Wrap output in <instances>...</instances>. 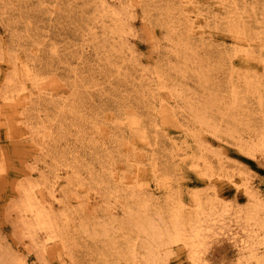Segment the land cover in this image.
<instances>
[{
  "label": "rangeland",
  "instance_id": "rangeland-1",
  "mask_svg": "<svg viewBox=\"0 0 264 264\" xmlns=\"http://www.w3.org/2000/svg\"><path fill=\"white\" fill-rule=\"evenodd\" d=\"M263 59L264 0H0V264H195L182 245L146 261L136 222L197 199L199 262L243 264L239 236L264 235V86L227 95ZM29 191L55 232L29 227Z\"/></svg>",
  "mask_w": 264,
  "mask_h": 264
},
{
  "label": "bare ground",
  "instance_id": "bare-ground-1",
  "mask_svg": "<svg viewBox=\"0 0 264 264\" xmlns=\"http://www.w3.org/2000/svg\"><path fill=\"white\" fill-rule=\"evenodd\" d=\"M233 1V0H232ZM106 3V2H105ZM102 5H103V2H102ZM104 9V8H103ZM102 9V10H103ZM236 9V8H235ZM113 11V10H111ZM102 12V11H101ZM104 12V11H103ZM112 13V12H111ZM114 14H115V11H114ZM119 14V13H118ZM116 14V15H118ZM114 15L112 14V17ZM120 16V15H119ZM109 17V16H108ZM118 17V16H116ZM114 17V18H116ZM100 19V18H99ZM120 21V20H119ZM109 22V21H108ZM111 22V21H110ZM109 22V23H110ZM230 22V21H229ZM120 23V22H119ZM219 23V22H218ZM238 23V22H237ZM241 24V22H240ZM103 25V23H102ZM121 25V24H120ZM114 26V25H113ZM122 26V25H121ZM189 26V25H188ZM240 26V25H239ZM227 27V26H225ZM230 27V26H229ZM228 27V28H229ZM234 27V25H233ZM116 28V27H115ZM120 28V27H119ZM123 28V27H121ZM240 28V27H239ZM231 29V28H230ZM235 30H237L238 32H240L238 30V28H234ZM229 30V29H228ZM232 30V29H231ZM120 31V30H119ZM80 32V31H79ZM89 32V31H88ZM109 32V31H108ZM117 32V31H116ZM229 32L231 33V31L229 30ZM236 32V31H235ZM118 33V32H117ZM232 33H233V30H232ZM85 34V33H83ZM89 34V33H88ZM123 34V32H122ZM117 35V34H116ZM120 35V33L118 34ZM236 35V33H235ZM238 35H240L238 33ZM83 36V35H82ZM87 36V34H86ZM115 36V35H114ZM84 37V36H83ZM246 37V36H245ZM89 38V37H88ZM254 38V36H253ZM82 39V38H81ZM86 43V42H85ZM186 43V42H185ZM182 44V43H181ZM184 44V43H183ZM179 45V44H178ZM185 45V44H184ZM182 47V46H181ZM179 49V48H177ZM176 49V50H177ZM185 49V48H183ZM185 52L188 51V50H184ZM239 53H241L243 50H238ZM247 53H246V52ZM244 51V54L245 55H248L250 51H247L245 49ZM253 51V50H252ZM189 52V51H188ZM235 50L232 52L234 54ZM243 53V52H242ZM186 54V53H185ZM236 55L238 54V52L235 53ZM190 55V54H189ZM224 55V54H223ZM226 55V54H225ZM230 55V54H229ZM227 55V56H229ZM235 55V56H236ZM186 56V55H185ZM226 56V57H227ZM232 56V55H231ZM234 56V55H233ZM251 56V55H250ZM191 57V55H190ZM256 57V56H255ZM261 57V56H260ZM188 58V57H187ZM219 58V57H218ZM234 58V57H233ZM262 58V57H261ZM192 59V58H191ZM223 59V58H222ZM232 59V58H231ZM225 60V59H224ZM227 60V59H226ZM225 60V61H226ZM264 60V59H263ZM189 61V60H188ZM198 61V60H197ZM183 62V61H182ZM219 62L222 63V60H220ZM190 63V62H188ZM208 63V62H207ZM206 63V64H207ZM230 63V62H229ZM223 64V63H222ZM231 64V63H230ZM186 65V64H185ZM221 65V64H219ZM227 66V65H226ZM186 67V66H185ZM217 67V66H216ZM219 67V66H218ZM225 67V66H223ZM210 68V67H209ZM207 69V68H206ZM223 69V68H222ZM225 69V68H224ZM210 70V69H209ZM226 71V70H225ZM179 72V71H178ZM190 72V71H189ZM222 72V71H221ZM224 72V71H223ZM207 73V72H206ZM30 74V73H29ZM201 74V73H200ZM209 74V73H208ZM230 75V73H229ZM209 76V75H207ZM226 76V75H225ZM29 77V76H28ZM203 77V75H202ZM230 78L232 77V75L229 76ZM230 78H227L226 80L230 79ZM232 80H235L233 78H231ZM198 80V79H197ZM230 81L229 82V91H228V98H229V101H228V106H229V109H235V107L237 105L240 104V102L242 103L243 101V97H245L247 94L250 95V93H256L258 97L259 96V88H261V85L264 86V81H261L257 84H252L251 81L247 80V79H244V80H237V81ZM166 81V80H165ZM200 82V81H199ZM210 82V80H209ZM217 82V81H216ZM39 83V82H38ZM228 83V82H227ZM251 85H254V86H251ZM217 86V85H216ZM224 86V85H223ZM181 87V86H179ZM227 88V87H226ZM263 88V87H262ZM45 89V88H44ZM184 89V88H183ZM188 89V88H187ZM222 89V88H221ZM22 90V88H21ZM174 91V90H173ZM44 92V91H43ZM175 94H176V91H174ZM189 92V91H188ZM42 93V91H41ZM39 93V94H41ZM211 93V92H210ZM44 95V93H42ZM180 94V93H179ZM220 94V93H219ZM214 95V94H213ZM247 95V96H248ZM208 96H211V95H208ZM224 96V95H223ZM256 96V97H257ZM27 97V96H26ZM254 97V95H253ZM11 102L15 101L14 99V96H10L9 97ZM212 98H215V97H212ZM261 98V97H260ZM25 99V98H24ZM200 99V98H199ZM205 99V98H204ZM221 99V98H220ZM10 102V103H11ZM183 102V101H182ZM222 102V100L220 101ZM245 103V102H244ZM199 105V103H198ZM220 105V104H219ZM248 105V104H246ZM196 106V105H195ZM59 107V106H58ZM200 107V106H198ZM238 107V106H237ZM186 110V109H185ZM225 110V109H224ZM216 111V110H215ZM227 111H230L227 109ZM238 111V110H237ZM193 112V111H192ZM236 112V111H234ZM244 113V112H243ZM210 114V113H209ZM226 114V113H225ZM261 114V113H260ZM192 115V114H191ZM227 115V114H226ZM246 116V115H245ZM260 116V115H259ZM197 121H199L200 123L204 120L202 117L198 116L196 117ZM195 119V120H196ZM214 119V118H213ZM244 119V118H243ZM194 120V119H193ZM222 120V119H221ZM224 120V119H223ZM233 120V119H232ZM215 121V120H214ZM225 121V120H224ZM194 122V121H193ZM210 122V121H209ZM134 123V122H133ZM206 123V122H205ZM212 123V122H211ZM202 126H206L207 124H203L201 123ZM199 124V125H201ZM219 124V123H218ZM222 124V123H221ZM262 124V123H261ZM227 125V124H226ZM208 126V125H207ZM212 126V124H211ZM219 126V125H218ZM200 129H202L200 126H199ZM249 128V127H248ZM218 130H219V127H218ZM215 131V130H214ZM217 131V130H216ZM228 133V132H227ZM257 134V133H256ZM214 135V134H213ZM216 135V134H215ZM222 135V134H221ZM220 136V135H219ZM42 138V137H41ZM44 138V137H43ZM42 143H44V139H42ZM259 143L257 146H254V149H256V147L258 148H262L264 150V134L263 133H260V136L258 137V142ZM242 145V144H241ZM248 146V145H247ZM246 150V149H244ZM250 150V149H249ZM251 152V151H250ZM250 152H248V154H250ZM195 166H199L198 164H195ZM139 168H134L132 170V175L129 177L130 179H133L135 178L136 181L137 179H139L140 177V172H139ZM202 171V174L206 177L207 181H212V180H221V179H226L229 180L231 177L228 175V172L225 171V170H222L220 169V173L218 174H214V173H209V174H206V173H203V169H201ZM229 174H232V173H229ZM233 175V174H232ZM235 179V177H233ZM232 178V179H233ZM127 180L126 182H123V186H127L129 184V182L131 180ZM230 181V180H229ZM233 180H231L232 182ZM236 181V180H235ZM243 181V180H242ZM132 182V181H131ZM238 182V181H237ZM246 185V183H249L247 182L246 180L244 181ZM212 183V182H211ZM133 184H135V182H133ZM243 184L241 186H243ZM238 185V183H237ZM239 186V185H238ZM131 187V186H130ZM129 190H131L130 188H128ZM251 190L250 187L246 186L244 187L243 190ZM134 190V188L132 189ZM248 190V191H249ZM254 190V189H253ZM246 191V192H248ZM131 192V191H129ZM249 199L252 201L253 200H258L256 197V194H251L252 190L249 191ZM132 193V192H131ZM27 195V196H26ZM26 201H25V204H24V208L22 210V213H23V216L26 217V218H32L33 222L29 225L30 228H32L33 230H40L42 231L43 233L45 232L46 233H49V232H52L53 231V228L55 226V219L51 216L50 213H48L47 211H44V208H42L40 206L41 204V201L38 200L37 196L35 195L34 192H31L29 191L28 193H26ZM50 195L51 197L55 198V195H54V192L53 190L50 192ZM142 207V206H141ZM194 209L191 211V212H194L195 215H197V217L195 218V215L193 216H187V215H184V209H183V206H178L177 207H174L173 205H167V208H165L166 210L164 211H161L156 217L157 218H154V217H145V218H141L139 221L136 222V227L138 229V232L140 233H143L145 235H147V242H146V245H145V252L147 253V257L145 258L146 261H150V259L154 256H158L156 255L157 252H158V248L159 247H162V246H172V245H182L183 247H187L190 252H191V260L192 262H194L195 264H202L200 263L201 260H200V257H199V254L197 252V247L198 245H201V241H202V237L200 239V236H201V231L199 228L200 226L196 225V223H198L197 221H199L200 217H198L200 214H203V208L201 207L200 205V202L199 200H195L194 201ZM185 208V207H184ZM126 209V208H125ZM146 209V208H145ZM148 209V208H147ZM146 209V210H147ZM142 210V209H141ZM157 210V209H156ZM155 210V211H156ZM143 212V211H142ZM131 214V213H130ZM257 214V213H256ZM148 216V215H147ZM258 217V216H257ZM257 217H255V224L256 226L258 225V230L259 228H263L264 229V222H261V220H259V222L256 220ZM137 218V217H136ZM202 218V217H201ZM250 219H253V217H251ZM88 222V221H87ZM99 223V222H98ZM201 224V223H200ZM186 232H183V229L186 228ZM207 228V227H206ZM112 229V228H111ZM135 229V228H134ZM204 230V229H203ZM55 232V231H53ZM203 232V231H202ZM39 233V232H37ZM35 234V233H34ZM50 234V233H49ZM40 235V234H39ZM38 235V236H39ZM204 235V233H203ZM55 236L56 233H55ZM58 236H59V233H58ZM37 237V236H36ZM42 237V236H41ZM234 237V236H233ZM38 238V237H37ZM54 236H48L47 237V241L50 240V239H53ZM56 238V237H55ZM128 238V237H127ZM40 239V238H39ZM44 239V237H43ZM42 239V240H43ZM61 239V238H60ZM59 239V240H60ZM138 239V238H137ZM128 240V239H127ZM233 240V239H232ZM47 241H41L43 244L41 246V248L43 249L44 248V243L46 245V242ZM61 241V240H60ZM261 241V243H260ZM40 242V241H39ZM53 242V241H52ZM233 242V241H232ZM56 243V242H55ZM143 243V242H142ZM145 243V242H144ZM35 244V243H33ZM239 244V249L241 250V253L242 255L244 254H247L246 256H244V259L241 260V262L243 264H264V235L262 236V238L258 241H249L247 239L246 236L243 235H240L239 236V242L237 243ZM131 245V244H130ZM136 245V244H135ZM143 245V244H142ZM262 245V246H261ZM36 246V245H35ZM237 246V245H236ZM46 247V246H45ZM40 248V246H39ZM124 251V250H123ZM144 251V250H143ZM120 252V251H119ZM261 252V253H260ZM123 254V253H122ZM160 260V259H159ZM158 260V261H159ZM200 260V262H199ZM152 261H150L151 263ZM240 262V263H241ZM147 262H145L146 264ZM156 262H154L155 264ZM102 264V263H101ZM148 264V263H147Z\"/></svg>",
  "mask_w": 264,
  "mask_h": 264
}]
</instances>
